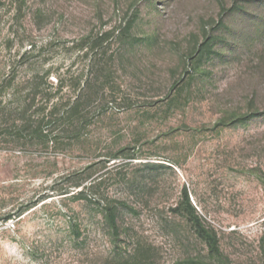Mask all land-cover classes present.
Masks as SVG:
<instances>
[{
  "label": "rangeland",
  "instance_id": "rangeland-1",
  "mask_svg": "<svg viewBox=\"0 0 264 264\" xmlns=\"http://www.w3.org/2000/svg\"><path fill=\"white\" fill-rule=\"evenodd\" d=\"M30 43L38 55L21 60ZM77 48H106L112 92L79 138L0 137V264H103L116 246L145 248L148 264L214 262L185 195L224 264H264V0L0 4V76L51 68L56 86L85 71ZM102 196L117 205L116 244Z\"/></svg>",
  "mask_w": 264,
  "mask_h": 264
},
{
  "label": "trees",
  "instance_id": "trees-1",
  "mask_svg": "<svg viewBox=\"0 0 264 264\" xmlns=\"http://www.w3.org/2000/svg\"><path fill=\"white\" fill-rule=\"evenodd\" d=\"M0 4L8 6L16 14L23 9L25 0H0ZM29 46L20 55L21 60L38 55L39 50L32 48L31 43ZM77 49L83 52L82 57L87 61L85 71L70 76L68 80L57 76L56 86L49 79L51 68L42 72H30L32 68H28L19 76L20 71L11 65L0 76V137L3 141H23L44 147L49 142L56 143L61 138V133L66 131L74 139L82 135L91 107L95 103L100 106L105 104L112 92V86L108 83L110 75L105 59L106 48ZM64 88L67 91L63 92ZM112 157L115 154H108L106 162ZM98 184L92 182L88 189L93 190ZM80 185L81 182L74 186ZM83 193L84 187L77 191V195ZM97 201L102 203L101 214L107 234L113 236L116 244L121 234L117 205L106 196L98 197ZM185 203L186 218L197 239L205 245L208 258L214 261L204 262L197 258H188V263L224 264L216 235L203 225L186 195ZM69 227L70 234L77 238L80 235L78 225L70 222ZM116 248L117 246L107 252L103 264H122L128 258L132 260L129 264H148L145 248L136 246L130 253L119 252Z\"/></svg>",
  "mask_w": 264,
  "mask_h": 264
}]
</instances>
